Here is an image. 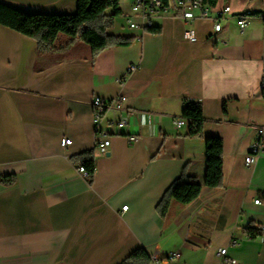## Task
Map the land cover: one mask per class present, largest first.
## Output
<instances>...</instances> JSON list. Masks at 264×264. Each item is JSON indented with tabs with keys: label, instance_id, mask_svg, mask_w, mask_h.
<instances>
[{
	"label": "crops",
	"instance_id": "0c3cea01",
	"mask_svg": "<svg viewBox=\"0 0 264 264\" xmlns=\"http://www.w3.org/2000/svg\"><path fill=\"white\" fill-rule=\"evenodd\" d=\"M0 2L29 14L77 8L76 0ZM130 3L120 0L122 18ZM204 3L211 12L192 24L196 43L182 40L186 24L171 15L153 22L156 33L114 19L107 32L133 42L95 57L80 41L65 49L63 34L43 53L35 39L0 27V264H120L136 251L159 254L158 264H220L221 249L236 264H264V156L244 164L264 127V0ZM225 6L231 14L220 18ZM246 12L241 30L237 17ZM131 64L138 70L122 82ZM96 96L126 97L129 113L105 152L95 148ZM186 102L201 104L199 136H188L187 123L175 126ZM117 117L107 111L103 126ZM210 136L222 140L219 188L204 184ZM64 138L72 142L65 149ZM88 159L91 177L78 171ZM180 178L198 182L199 197L169 199L161 215ZM170 252L179 257L162 258Z\"/></svg>",
	"mask_w": 264,
	"mask_h": 264
},
{
	"label": "trees",
	"instance_id": "16d2710c",
	"mask_svg": "<svg viewBox=\"0 0 264 264\" xmlns=\"http://www.w3.org/2000/svg\"><path fill=\"white\" fill-rule=\"evenodd\" d=\"M76 13L72 15L59 14H29L0 2V27L12 29L26 37L37 41L39 51L46 53L54 50V44L59 34L69 38L65 49L77 41L87 44L93 57L101 51L118 46H127L133 38H123L110 35L107 30L112 26L115 17L121 14L120 0H76ZM111 11L110 15H106ZM148 33H156V28ZM264 95V82L262 85ZM181 117L186 120L188 136L201 135L205 122L202 107L199 103L186 102L183 105ZM206 173L205 186L219 188L223 181L222 140L219 136L205 138ZM82 166L88 176L94 172V162L88 159ZM13 179L4 178L3 183L10 184ZM201 185L190 179L180 178L172 184L160 203L161 215L167 209L169 199L180 204H189L201 193ZM249 237L256 238L258 232L249 230ZM149 257L142 251H136L120 264H149Z\"/></svg>",
	"mask_w": 264,
	"mask_h": 264
},
{
	"label": "built area",
	"instance_id": "2783aa9c",
	"mask_svg": "<svg viewBox=\"0 0 264 264\" xmlns=\"http://www.w3.org/2000/svg\"><path fill=\"white\" fill-rule=\"evenodd\" d=\"M131 15L125 16L126 25L129 29L140 30L147 32L149 29L154 28V21L171 15L173 19L181 20L186 24L185 29L182 32V40L188 43H196L198 41L196 32L192 27V24L200 19L209 17L211 12L210 8L204 3V0H131L130 3ZM231 14L229 6H225L221 13L218 14L220 18ZM252 14L246 12L238 15L237 26L243 30L246 27L247 19ZM221 30L219 19L214 20L213 31L218 33ZM138 70L136 64L128 66L125 74L126 80L128 76ZM126 97L117 96L111 99H104L101 97H94L92 101V124L95 134V148L100 152H105L110 147V138L112 135H116L119 131L127 126L128 111L125 109ZM109 110H115L118 117L112 119L103 126L105 114ZM186 120L181 118L175 122L176 128L184 126ZM257 135L255 140L250 144L248 153L244 158V164L246 167H250L254 164L256 159L260 156H264V150H258V141H264V127L256 128ZM128 142H136L137 137L132 135L128 136ZM71 140L64 138L61 141V148L65 149L71 145ZM79 173L84 176H88L83 166L78 168ZM260 204L259 200L254 202ZM127 207H123L122 211H126ZM260 231L264 232V226L260 227ZM217 256L221 259L220 264H236L234 260L227 258V250L221 249L218 251ZM179 257L178 252H170L165 254L162 258L173 261ZM150 260L158 264L161 259L159 254L150 256Z\"/></svg>",
	"mask_w": 264,
	"mask_h": 264
},
{
	"label": "rangeland",
	"instance_id": "374dc122",
	"mask_svg": "<svg viewBox=\"0 0 264 264\" xmlns=\"http://www.w3.org/2000/svg\"><path fill=\"white\" fill-rule=\"evenodd\" d=\"M115 20L118 21V23L123 21V23H125V26H127L126 25V19L125 18H122L121 15L115 17Z\"/></svg>",
	"mask_w": 264,
	"mask_h": 264
},
{
	"label": "bare ground",
	"instance_id": "6f19581e",
	"mask_svg": "<svg viewBox=\"0 0 264 264\" xmlns=\"http://www.w3.org/2000/svg\"><path fill=\"white\" fill-rule=\"evenodd\" d=\"M258 150H264V141H258Z\"/></svg>",
	"mask_w": 264,
	"mask_h": 264
}]
</instances>
